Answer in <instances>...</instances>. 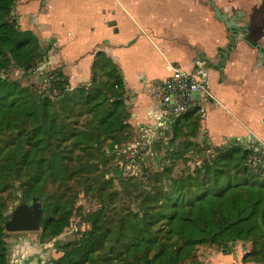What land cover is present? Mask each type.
Masks as SVG:
<instances>
[{"label": "trees", "instance_id": "obj_1", "mask_svg": "<svg viewBox=\"0 0 264 264\" xmlns=\"http://www.w3.org/2000/svg\"><path fill=\"white\" fill-rule=\"evenodd\" d=\"M16 2L0 0V264L9 263L7 197L39 199L44 241L70 224L76 197L67 199L64 187L73 181L88 185L97 206L78 208L88 228L50 264H194L198 247L230 255L244 243L242 262L264 264V168L251 166V151L239 142H200L202 118L193 108L151 145L159 143L169 165L139 178L126 174V162L141 155L121 148L135 136L118 67L98 52L87 84L71 89L57 68L40 93L10 78L11 69L35 73L51 49L20 28ZM194 154L193 166L173 175L175 163ZM121 158L105 178L102 167Z\"/></svg>", "mask_w": 264, "mask_h": 264}, {"label": "crops", "instance_id": "obj_2", "mask_svg": "<svg viewBox=\"0 0 264 264\" xmlns=\"http://www.w3.org/2000/svg\"><path fill=\"white\" fill-rule=\"evenodd\" d=\"M210 3L228 17L239 14L235 39ZM14 15L22 30L51 48L42 68L61 69L71 88L89 82L98 52L109 57L122 74L125 100L133 98L127 108L135 134L159 106L147 88L165 80L171 67L190 71L202 62L213 100L198 140L211 146L245 144L249 137L264 142V0H17ZM69 15L74 18L66 20ZM48 247L21 235L8 264H44ZM234 249L205 264H255L243 263L245 252Z\"/></svg>", "mask_w": 264, "mask_h": 264}, {"label": "rangeland", "instance_id": "obj_3", "mask_svg": "<svg viewBox=\"0 0 264 264\" xmlns=\"http://www.w3.org/2000/svg\"><path fill=\"white\" fill-rule=\"evenodd\" d=\"M74 15H69L66 16V20H70L74 17ZM72 22V20L70 21ZM74 22V19H73ZM43 66L39 65L38 69L33 72L32 75L30 74L29 76L27 75H22L21 72L17 71L16 69H11L10 72V78L19 80L23 86L25 87H31L32 92H42L46 88L45 85V77L48 75V73L51 70L42 68ZM71 88V87H70ZM72 89V88H71ZM134 136L136 138V134L134 132ZM133 136V137H134ZM159 144L158 142L155 143V145ZM231 144V143H227ZM226 144V145H227ZM242 144V143H240ZM126 145V144H125ZM154 148L151 149V151L147 150H141L140 155H141V160H138L135 163V172L133 173L132 169H126L125 172L126 174L129 175H135V177H142L146 172H156L160 171L163 165H169V162H164V154L163 150H160L159 145L155 146ZM243 145V144H242ZM152 153V155H151ZM131 154V153H129ZM134 157V156H130ZM198 158L195 154L193 157L189 158L186 157V162L183 161H178L175 163L173 167V175H178L180 171L186 169L187 167H192L194 164V161ZM126 162L125 159L121 158L120 160L114 159L110 163H108L105 167H102V171L105 174V178H107V171L110 167H115L116 165H122ZM131 162H126V166L130 167ZM53 186H49V192L48 194L54 193V188H51ZM88 185H81L78 184L76 181H73L69 184H67L66 187H64L65 194L67 199H71V197H76L75 202H74V208H73V215L70 218V224L68 227L65 228V230L60 233L59 235L45 239L42 241L40 235H41V228L37 232H25V233H7L8 236L6 238V242L8 244V253L10 255V250L14 241V238L17 240L19 239V236L24 235V236H29L33 237L34 239L38 240L39 242H47L49 245L48 249L50 251V256L51 258L48 257L49 260H46L44 264H50V261L52 259L58 258L61 253H60V246L67 242H73L77 241L81 235V233L84 232L88 227L83 224V219L79 214L78 208L82 207L84 212L93 210L97 206V202L94 200V198L91 195L85 194V191H87ZM91 194V193H90ZM8 194H4V197H6ZM17 195H21V191L17 192ZM7 208H6V213L9 215L17 205L24 203L22 201H17L13 200L10 197H7ZM76 230V231H75ZM234 252L243 254L245 251L249 249V244H238L234 247ZM48 251V250H47ZM233 251V249H232ZM215 253H218V250H216L215 247L211 246H201L198 247L197 250L195 251V262L194 264H205V262L212 257Z\"/></svg>", "mask_w": 264, "mask_h": 264}, {"label": "built area", "instance_id": "obj_4", "mask_svg": "<svg viewBox=\"0 0 264 264\" xmlns=\"http://www.w3.org/2000/svg\"><path fill=\"white\" fill-rule=\"evenodd\" d=\"M147 91L159 99V106L156 111L150 113V124L137 127L134 141L121 146L125 153L150 151L152 143L170 128L174 120L193 108L197 109L203 119L207 105L213 100L207 68L202 62L195 63L190 71L171 67V74L155 88H147ZM132 101L133 98L130 101L125 100V104L132 105ZM243 147L251 151V166L264 168V142L256 137H249ZM129 165L130 167L126 166V169H132L134 173L135 165ZM46 254L48 255V252Z\"/></svg>", "mask_w": 264, "mask_h": 264}, {"label": "water", "instance_id": "obj_5", "mask_svg": "<svg viewBox=\"0 0 264 264\" xmlns=\"http://www.w3.org/2000/svg\"><path fill=\"white\" fill-rule=\"evenodd\" d=\"M213 9L215 19L223 23L225 28L231 33V37H237L239 14L228 17L217 9L213 3H210ZM244 33L245 30H244ZM44 217V208L37 197H32L29 202L21 203L6 217L4 222V231L6 233H25L37 232Z\"/></svg>", "mask_w": 264, "mask_h": 264}]
</instances>
